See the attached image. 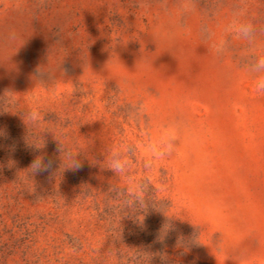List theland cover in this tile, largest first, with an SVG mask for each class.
I'll list each match as a JSON object with an SVG mask.
<instances>
[{"label": "rangeland", "instance_id": "rangeland-1", "mask_svg": "<svg viewBox=\"0 0 264 264\" xmlns=\"http://www.w3.org/2000/svg\"><path fill=\"white\" fill-rule=\"evenodd\" d=\"M139 2L0 0V31L23 21L30 37L8 63L5 54L0 95L38 97L47 111L40 131L55 133L45 131L37 149L19 108L0 114V264H134L143 250L151 264H163L161 253L167 264H264V92L248 74L252 56L264 54V0H200L186 21L192 34L174 44L154 35L169 21L160 0L150 11ZM166 2L174 11L176 0ZM238 6L256 45L233 39L218 58L200 26L220 34ZM49 62L60 69L35 87ZM170 124L181 128L175 152L145 171L139 157ZM64 133L88 150L78 170L58 173ZM121 138L138 148L127 178L103 163ZM40 156L50 167L22 186L18 174ZM143 177L156 208L123 210L116 190L131 195ZM180 238L193 242L180 247Z\"/></svg>", "mask_w": 264, "mask_h": 264}, {"label": "clouds", "instance_id": "clouds-1", "mask_svg": "<svg viewBox=\"0 0 264 264\" xmlns=\"http://www.w3.org/2000/svg\"><path fill=\"white\" fill-rule=\"evenodd\" d=\"M199 4L200 0H176L175 10L172 11L169 10L166 0H160L161 11L166 17H169V21L162 26L160 31L154 34L155 38L163 43L171 42L174 44L177 39L190 36L192 28L186 21L188 18L198 14L200 11ZM151 6V0H140L137 4L138 8L145 11H150ZM248 16L249 12L246 7L238 6L234 8L231 19L223 26L220 34L211 30L206 24L200 26L199 32L201 38L210 45V49L215 53L216 57L222 58L232 50L233 39L246 42L248 48L255 47L257 29L254 23L248 19ZM29 38L27 36V25L23 21L0 31V64L5 63L3 58L6 53H10L7 63L10 62L11 58L25 45ZM111 59L112 57L109 60ZM121 63L117 54V58L113 62L112 71H117ZM59 69L60 65H52L50 62L45 66L39 67L33 76V80L36 82L35 87L37 84L46 87L49 83L46 82L45 77L51 79ZM106 71H109L107 64ZM248 74L255 79L258 91L264 92V54L252 56L248 65ZM15 93L12 90H6L0 95V114L13 113L12 109L19 108L17 114L22 115L27 128L26 143L29 146L41 149L44 147L45 142H43V146H38V143L41 137L44 141L43 133L49 131L55 135L49 129L40 131L42 123L46 121L45 116L47 111L38 97L26 98L25 96H20L19 98H14L13 94ZM21 104L23 105L22 107ZM29 129L32 130L31 135H29ZM2 135H4V132L0 130V136ZM180 135L181 128L176 124L165 125L157 130L155 141L146 146L148 149L147 154L139 157L140 164L145 171L152 170L155 160L166 158L175 152ZM63 137V143L57 140L60 153L59 159L61 161L58 173H61V171L63 173L67 169L78 170L81 167V160L78 157L85 155V152L88 150V145H81L69 134L64 133ZM137 159L138 148L136 144L126 138H121L109 146L107 156L103 160L104 169L111 170L114 173V177L127 178L132 173ZM49 167L50 164H45L43 156L37 157L30 168L21 171L26 172L25 177L20 179V172L17 180L20 181L22 186L26 182L34 184L33 177L41 171H46ZM132 187L133 192L131 195L128 194V189L126 188L116 190L121 202L120 207L123 210H129L131 207L138 210L137 215H141L140 213L143 212L139 211L141 209H148L149 206L156 208L155 205L158 202L154 198H151V184L147 177L136 179ZM25 190L27 189L25 188ZM141 193L143 194L142 196L140 195ZM161 202H159L160 208H162ZM167 217L169 221L176 218L175 216ZM171 228V222L164 224L159 236L161 241L164 240ZM198 239L199 236L195 238V242ZM192 242V240L186 241L184 238H180L178 245L180 247H187ZM153 255V253L143 250L142 252L134 253L132 260L134 264H151ZM159 255H161L163 264H167V256L162 253Z\"/></svg>", "mask_w": 264, "mask_h": 264}]
</instances>
